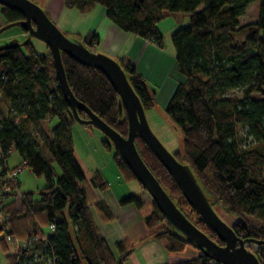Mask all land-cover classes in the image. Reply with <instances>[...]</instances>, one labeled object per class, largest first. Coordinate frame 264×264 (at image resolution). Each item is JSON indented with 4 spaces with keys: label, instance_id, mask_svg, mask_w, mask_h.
<instances>
[{
    "label": "trees",
    "instance_id": "1",
    "mask_svg": "<svg viewBox=\"0 0 264 264\" xmlns=\"http://www.w3.org/2000/svg\"><path fill=\"white\" fill-rule=\"evenodd\" d=\"M254 1L63 0V5L82 13L102 6L106 17L123 31L161 49L165 47L164 36L157 24L170 13L188 15V23L175 27L170 34L177 72L182 76L164 106L181 133L183 151L173 153L192 167L213 198V206L237 218L231 225L237 235L264 240V0H258L255 21L239 22ZM1 16L4 24L24 18L20 11L4 6ZM80 38L90 50H97L95 33ZM61 57L75 97L126 136L127 118L119 115L118 93L108 78L99 69L80 64L64 52ZM116 59L145 110L153 108L157 103L156 88L132 62ZM1 75L0 145L5 151L17 150L22 157L20 165L47 180L39 189L23 191L26 205L20 208L7 196L4 209L10 217V234L30 243L10 251L9 242L0 237L6 263L122 264L135 245L117 241L115 254L96 224L91 207L104 221L113 219L108 205L93 193V188L107 189L108 182L99 170L88 181L75 158L71 134L75 121L58 84L50 52L36 51L30 41L0 50ZM229 91H237L238 95H226ZM79 114L84 116L81 110ZM48 117L56 118V124L47 121ZM101 143L107 151L113 150L124 179L139 183L109 139ZM135 145L178 208L211 239L223 244L138 134ZM119 203L143 206L134 195L121 198ZM152 203V210L145 216L152 231L146 238L164 240L169 252L194 247L164 219L153 200ZM34 237L40 238L33 240ZM195 249V257L172 264H218Z\"/></svg>",
    "mask_w": 264,
    "mask_h": 264
},
{
    "label": "water",
    "instance_id": "2",
    "mask_svg": "<svg viewBox=\"0 0 264 264\" xmlns=\"http://www.w3.org/2000/svg\"><path fill=\"white\" fill-rule=\"evenodd\" d=\"M0 5L16 9L24 15L22 20L0 26V34L12 27H19L26 32L23 41L12 37L0 45V50L24 46L31 38H36L48 46L58 84L64 99L69 104L74 121L85 126H95L107 136L114 150L150 195L164 219L178 234L218 264H264L247 246L248 243L264 244V240L237 235L232 224L220 216L218 206H213V198L207 194L192 167L169 151L150 127L146 110L131 86L126 71L115 57L100 50H90L78 36L68 37L56 25L52 14L32 0H0ZM61 52L80 64L99 69L108 78L118 93L119 115L121 117L126 115L127 118L126 136L117 132L75 97L67 81ZM79 110L84 112V116L79 114ZM163 112L167 116L164 110ZM137 134L171 174L198 216L214 230L223 244L211 239L178 208L138 153L135 145ZM179 151L180 153L183 151L181 143ZM66 220L70 227L67 216Z\"/></svg>",
    "mask_w": 264,
    "mask_h": 264
},
{
    "label": "crops",
    "instance_id": "3",
    "mask_svg": "<svg viewBox=\"0 0 264 264\" xmlns=\"http://www.w3.org/2000/svg\"><path fill=\"white\" fill-rule=\"evenodd\" d=\"M34 1L48 10L55 21L61 20L62 15L71 16L75 13L80 15L82 20H87L89 24L79 34L86 36L90 32L95 33L98 36L97 50L108 53L115 58H123L126 61L132 62L148 82L156 88L157 100H169L176 85L182 80V76L177 72V63L173 54L153 45L146 39L123 31L106 17L104 7L96 6L92 11L82 13L76 9L65 7L63 0ZM255 2L250 3L245 13L239 17L240 24L256 20L255 15L252 18L248 17L250 6ZM167 17L170 19L168 21L170 24L169 26H164V28L169 30L178 25L187 24L189 21L188 15L182 13H170ZM65 21L63 19V22L68 24ZM2 22L3 18L0 7V24ZM64 23L60 24L63 25ZM159 24L157 25L158 27ZM160 31L162 32L161 29ZM11 35H14V32L3 34L0 36V39H10ZM55 120L57 119L53 118L51 124ZM74 155L86 179L89 181L94 171L91 172L86 169L84 159L77 156L75 149ZM102 175L108 182V187L105 190L93 188V193L96 199L103 200L108 205L113 214V219L104 221L94 207H91V211L102 236L112 252L116 254L115 244L117 241L125 240L135 245L132 253L122 264H172L197 255L198 252L194 247L188 246L181 252H169L165 248L164 240L151 237L146 238L152 231L145 222V216L149 212H143V207L138 208L133 203L120 204V199L127 196V194L129 195V193L123 189V184L119 182L112 183V181L104 176V173ZM22 190L24 191V189ZM130 195L137 197V190L130 193Z\"/></svg>",
    "mask_w": 264,
    "mask_h": 264
},
{
    "label": "rangeland",
    "instance_id": "4",
    "mask_svg": "<svg viewBox=\"0 0 264 264\" xmlns=\"http://www.w3.org/2000/svg\"><path fill=\"white\" fill-rule=\"evenodd\" d=\"M255 1L256 2L250 6L248 13L249 18L250 17L252 18L254 15L255 17H257L259 1L258 0ZM63 19H65L66 20L65 22H68V24H65L63 22ZM168 21H170V19L168 17H165L163 20L159 22L160 24L159 27L157 26V28L159 31L161 29L163 32L162 33L160 31L164 36V46H165L164 50L172 54L170 34L174 30V28H172L171 30L164 28V26L166 25L169 26L170 23H168ZM60 23H64V24L61 25ZM88 24L89 22L87 20H82V17L80 15H77V13L71 16L62 15L61 20L56 21V25L70 38L77 36L80 37L81 35L79 33H81L82 30H84V28ZM2 25H4V21L0 24V26ZM8 32H14V35L11 36L18 38L20 41H23L25 39L26 33L24 30H22L19 27L9 28L3 33H1L0 36L3 34H8ZM8 40L9 38H7L6 40L0 39V45L7 42ZM30 42L33 48L38 52L49 51L46 45L42 41L36 38H31ZM226 95L228 96L238 95V92L229 91ZM167 101L168 100H161V99L157 100L156 105L153 108L148 109L146 111V115L149 125L154 131V133L157 135V137L161 140V142L166 146V148L169 151L175 152L180 148L181 133L173 125L169 117H167L163 112L164 106L167 104ZM56 122L57 120H55L53 124H55ZM71 134L73 138L74 149L77 153V156L84 159L83 160L84 165L87 170L93 172L96 169H98L101 173H104V176L110 181H112V183L119 182L123 184V189L127 191L129 195L130 193H133V191L137 190V198H139V200L143 203L142 206L143 212L148 213L152 210L153 208L152 198L147 193V191L144 188H142L136 180L126 181L115 163V160L113 158V150L107 151L102 146L101 141L107 139V136L101 130H99L95 126L92 125L85 126L75 121L71 127ZM7 162L10 167L20 165L22 162V157L17 150H12L7 157ZM54 167H55V171L59 173L60 169L57 166V164L54 163ZM19 179L21 181L22 189L24 190L39 189L45 186L47 183L45 176L35 175L32 172L31 168L28 166L22 167V170L19 173ZM218 211L220 216L229 224H232L237 220V218L234 215L227 214L221 207H218ZM4 235H5L4 231H0V237H3ZM17 238H20V240L23 241L26 240V238L24 237L22 238L17 236ZM249 245L247 244L249 248L255 247L254 244H251L250 246ZM9 247H10V251L18 250L19 249L17 248L19 247L18 241L13 240L12 242H9ZM0 264H7L6 253H4L1 246H0Z\"/></svg>",
    "mask_w": 264,
    "mask_h": 264
},
{
    "label": "built area",
    "instance_id": "5",
    "mask_svg": "<svg viewBox=\"0 0 264 264\" xmlns=\"http://www.w3.org/2000/svg\"><path fill=\"white\" fill-rule=\"evenodd\" d=\"M1 78L2 75L0 76ZM52 118L48 117L47 121H51ZM13 150L11 148L9 151H5L4 148L0 145V221H1V229L0 231H4L5 235L3 236L7 241L12 242L13 240L18 241L19 247L22 248L29 245L30 242L27 240H20V238L13 237L10 234L11 227L9 223V215L4 209V205L7 200V196H11L13 199V203L17 208L26 205V201L24 198L23 190L20 186V181L18 178V174L22 170V165H17L14 167H10L7 162V157L9 153ZM50 228H53V225H50ZM42 239L46 240V234L42 232ZM40 237H34L33 240H37ZM254 244L255 247L251 250L257 254L262 262H264V244H255L248 243V245ZM249 245V246H250ZM18 249V250H19Z\"/></svg>",
    "mask_w": 264,
    "mask_h": 264
},
{
    "label": "flooded vegetation",
    "instance_id": "6",
    "mask_svg": "<svg viewBox=\"0 0 264 264\" xmlns=\"http://www.w3.org/2000/svg\"><path fill=\"white\" fill-rule=\"evenodd\" d=\"M23 30V29H22ZM26 33V32H25ZM25 37H26V35H25Z\"/></svg>",
    "mask_w": 264,
    "mask_h": 264
}]
</instances>
